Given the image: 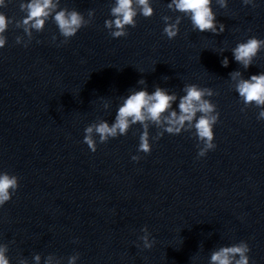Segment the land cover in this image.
Returning <instances> with one entry per match:
<instances>
[{"label":"water","instance_id":"95a60500","mask_svg":"<svg viewBox=\"0 0 264 264\" xmlns=\"http://www.w3.org/2000/svg\"><path fill=\"white\" fill-rule=\"evenodd\" d=\"M22 2L6 0L0 13L20 21ZM114 2L59 0L57 10L76 9L90 19L65 44L51 16L31 38L22 25L10 24L5 33L0 171L16 175L19 188L0 208V244L13 264H36V255L40 264L48 257L68 264L77 254L76 264H208L213 251L243 240L250 264H264V121L257 120L261 109L240 101L229 78L234 71L245 79L264 72V50L247 71L231 55L238 42L264 39V0L255 7L228 0L226 9L214 0L225 25L220 35L193 31L188 19L167 9L169 0H153L154 15L138 16L119 39L104 28ZM165 15L181 18L173 40L162 35ZM18 36L30 39L27 48L16 44ZM142 78L146 84L138 85ZM186 84L210 89L213 96L205 98L220 113L216 148L205 157L197 158L191 130L165 134L138 163L131 156L139 125L98 144L95 153L83 143L84 128L111 124L130 91L160 86L179 96ZM160 131L149 126L153 138ZM144 227L155 239L150 250L138 239Z\"/></svg>","mask_w":264,"mask_h":264},{"label":"clouds","instance_id":"9594fccd","mask_svg":"<svg viewBox=\"0 0 264 264\" xmlns=\"http://www.w3.org/2000/svg\"><path fill=\"white\" fill-rule=\"evenodd\" d=\"M221 9H226L228 0H217ZM214 0H169L166 7L169 11L179 13L188 19L192 30L199 33H211L214 35L223 34L225 25L218 21L213 10ZM244 6L255 7V0H242ZM6 6V0H0V7ZM59 0H24L20 4L21 11L25 15L20 21H15L5 14L0 13V50L7 45L5 33L10 24L17 28L22 27V32L31 38L32 32H42L48 18L51 16L55 22L59 36L63 39L60 44L67 43L75 37L82 28L90 25V19L76 9H59ZM95 13L89 10L88 17H94ZM154 15L153 0H115L114 6L109 10V19H105L104 28L108 30L113 39H119L128 35V28H135L137 17L149 19ZM164 24L162 35L173 40L179 34L181 18L178 16L173 22L171 17H162ZM52 42L57 41V36L51 37ZM39 43V41H37ZM16 44L27 48L29 41H24L23 36L16 38ZM264 50V39L255 36L238 42L231 49L232 60L240 65L245 71L253 65L254 59ZM221 66L227 68L229 59L224 56ZM229 78L236 81L235 92L238 98L245 105H254L261 109L257 115L258 121H264V72L243 78V73L234 71L229 73ZM138 85H145V79H139ZM181 91L183 95L169 93L165 88L155 86L149 92L146 87L130 91L117 107L114 119L110 124L103 120L99 123H92L84 128L83 143L88 149L95 153L98 144H105L113 139L126 136L129 130L140 126L137 155H132L131 160L138 163L141 159L140 153L148 155L151 153L152 144L159 141L165 134L178 136L183 132L191 130L194 132L197 141V158H203L209 151L216 148L214 143V127L219 121L220 113L216 104L205 97L213 96V92L197 84H186ZM242 111L244 109H241ZM200 114L197 116V114ZM194 122V123H193ZM160 129L156 137L149 133V126ZM98 138V139H97ZM19 188V179L16 175L0 171V208L11 201ZM142 235L138 237L144 250H150L155 239L151 237L147 227L140 230ZM78 243V241H73ZM251 249L246 241L229 246H222L213 251L208 264H250ZM7 245L0 244V264H13L8 255ZM51 257H48L45 264H51ZM79 255L69 258L68 264H76ZM36 264H40L41 257L34 256ZM19 264H25L21 260ZM254 264V262H252Z\"/></svg>","mask_w":264,"mask_h":264}]
</instances>
